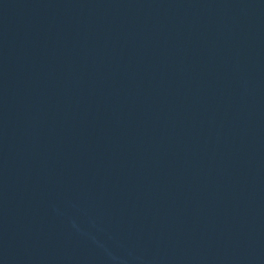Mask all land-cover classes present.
Instances as JSON below:
<instances>
[{
	"label": "water",
	"instance_id": "1",
	"mask_svg": "<svg viewBox=\"0 0 264 264\" xmlns=\"http://www.w3.org/2000/svg\"><path fill=\"white\" fill-rule=\"evenodd\" d=\"M0 264H264V0H0Z\"/></svg>",
	"mask_w": 264,
	"mask_h": 264
}]
</instances>
